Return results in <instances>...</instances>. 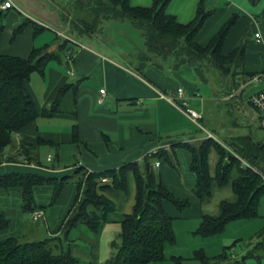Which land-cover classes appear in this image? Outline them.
Instances as JSON below:
<instances>
[{
    "label": "trees",
    "instance_id": "obj_1",
    "mask_svg": "<svg viewBox=\"0 0 264 264\" xmlns=\"http://www.w3.org/2000/svg\"><path fill=\"white\" fill-rule=\"evenodd\" d=\"M171 1L153 0L149 6H134L130 0H74L71 4L76 16L70 19L68 28L72 34L92 37L102 33L106 21L129 20L142 32L144 38L145 52L141 56L138 69L174 58L177 67L191 65L204 80L206 70H216L223 78L229 76L232 84L237 85V77L243 76L242 80L247 82L256 74L244 72L247 42L241 40L231 50H225V43L237 21V14H233L206 44H202L197 39L198 34L213 15L214 9H207L206 0H200L195 17L183 23L176 15L167 12ZM64 10L67 8L60 9L61 13ZM2 14L0 11V15ZM65 15L63 14L64 18ZM30 24L34 28V35L46 29L45 26L27 19L14 30L12 39L24 33ZM55 40H59V36ZM71 42L73 40L67 38L58 41L56 49H51L52 43L34 47L27 57L0 54V156L8 145L15 143L16 134L22 133L39 116L51 117L59 113L66 92L77 91L78 81L66 82L50 105L40 108L28 85L31 74H44L50 61H71ZM234 89L229 90L228 95ZM203 119L204 116L201 120ZM73 140L76 143L81 142L77 125L73 129ZM171 142L172 146H183L190 151V168L197 177L194 193L202 203L211 201L215 187H230L235 196L234 199L221 200L217 215L204 212L195 233L203 237L213 236L221 233L232 220L258 216V206L264 195L263 140L247 134L232 136L224 141L207 136L198 146L191 142ZM41 145L53 144L41 136L37 137L36 142H21L17 153L7 156L6 161L23 160L40 165L41 161L36 152ZM213 152L217 159L212 169ZM161 157L170 161L167 152L160 149L146 155L142 163L130 161L119 167L100 171L76 164L73 174L61 177L22 172L0 174V189L19 187L21 208L29 214L54 205L68 184L77 186V193L61 234L26 242H21L19 237L0 239V264H83L67 247L68 232L79 222L98 232L100 226L108 222L109 214L116 210L115 202L105 192L127 193L131 172L136 181L133 211L125 214L121 221V230L112 242V254L102 264H149L165 259L166 245L175 244L177 235L174 217L166 211L164 202H171L183 211L191 206V201L177 196L163 184L152 161L153 158ZM241 158L251 167L244 166ZM56 159H59L58 152ZM45 185L53 186V194L48 205H40L36 201L35 189ZM10 224L11 220L0 208V232L7 230ZM227 248H224L219 257H228ZM196 257L204 264L209 262L203 251H198ZM172 259L176 264H183L181 256H172Z\"/></svg>",
    "mask_w": 264,
    "mask_h": 264
},
{
    "label": "crops",
    "instance_id": "obj_2",
    "mask_svg": "<svg viewBox=\"0 0 264 264\" xmlns=\"http://www.w3.org/2000/svg\"><path fill=\"white\" fill-rule=\"evenodd\" d=\"M13 1L16 6L2 11L3 14L0 15H7L6 24L0 21V27H2L0 54L7 53L27 57L34 47H41L46 43L53 44L57 36L64 34V31L60 29L62 24L58 16L59 7L48 5L41 0ZM199 1L172 0L167 7V12L176 15L180 22L187 23L195 17ZM259 1L261 0H256V2ZM152 2L153 0H130L131 5L134 6H149ZM27 19L45 26L46 29L34 35V28L30 24L24 33L12 39L14 30ZM209 19L204 27L211 21ZM247 20L253 21L254 37L257 31L264 35V23H260L254 16L248 17ZM238 25V22L235 23L232 31ZM53 28L56 30L55 35L50 38L46 36L47 39H44L40 45L35 44L36 39L42 34L47 31L53 33ZM211 36L205 41L197 39L200 43L206 44ZM72 39L73 43L80 47L76 53H73L72 60L66 63L50 61L44 74L39 72L31 74L28 85L40 108L48 107L57 97L61 87L66 82L74 81L71 78L79 75L81 79L76 80L79 84L77 91L66 92L60 104L59 113L51 117L39 116L22 133L15 135V143L8 145L4 149L3 155L0 156V160H2L0 174L22 172L54 177L73 174L76 163L73 162L72 154L78 149L82 150L81 158L84 161V166L94 171L119 167L130 161L142 163L146 155L164 149L170 161L164 157L165 163L162 162L158 167L163 184L177 196L188 198L191 201V206L183 211L168 201L164 202V207L174 217V226L180 220L198 225L207 206L194 193L197 177L190 168L191 153L186 147L172 146L171 141L174 140L172 138H175V142L192 143L207 137L203 133L194 132L195 126L205 132L210 131L202 123L200 124L203 128L200 127L180 108L160 96V92L174 91L180 86L185 88L187 96H196V85L192 83L185 87L171 78L164 77L152 67L149 68L145 80L138 79L132 74H127L129 72L115 59L108 57L107 49L104 47L95 45L90 48L79 39ZM254 40L248 43L244 72L257 74L264 71V43L257 42L255 38ZM57 46L58 44H55L51 49H56ZM72 52L73 49H71ZM70 63H73L74 70L70 67H63L64 64L70 65ZM33 75H37L38 81L42 83L41 89H37L33 84ZM84 79H92L98 83V93L96 94L95 90L92 98L89 96L90 86L85 83L81 84ZM101 88L106 90L104 98L107 95V99L110 92L114 97L113 103L120 104L121 101H125L132 107L121 112L118 109L112 110L104 106L96 107V103L102 95ZM92 89L94 87H91ZM189 106L192 107L190 102ZM75 125H77L82 146L73 140ZM39 136L53 144L41 145L37 150L36 154L41 161L40 165L26 163L23 160L6 161L7 156L17 153L19 143L36 142ZM104 138L109 141L108 146H106ZM43 147L56 149V154L57 152L59 154V165H46L41 160ZM175 147L177 148L175 149ZM50 154L48 153L46 157L47 161L53 160V157L48 160ZM35 190L38 204L48 205L52 198L53 186H38ZM76 193V184H68L54 205L41 209L44 211L42 217L34 220L31 214L34 223H38L40 220L44 222V225L35 226V233L43 231L48 234V237L60 235ZM105 194L116 204V210L109 214L108 222L103 223L98 232L92 231L88 225L79 222L70 229L67 235L68 249L74 256L80 258L83 264H102L112 254V242L121 230V221L125 214L133 211L136 201V181L133 173L131 172L128 177L127 193L109 191ZM21 198L19 187H13L7 191L0 189V206L5 207V213L11 220L10 227L0 232V234H5L0 239L18 237L25 230V219L18 211Z\"/></svg>",
    "mask_w": 264,
    "mask_h": 264
},
{
    "label": "rangeland",
    "instance_id": "obj_3",
    "mask_svg": "<svg viewBox=\"0 0 264 264\" xmlns=\"http://www.w3.org/2000/svg\"><path fill=\"white\" fill-rule=\"evenodd\" d=\"M41 1H45L48 5H55L60 9L63 7L67 8V10L62 12L66 14L65 18L61 13L62 10L58 11V16L62 24V28L60 29L64 31V34L59 36V40L53 42V47L55 44H58V41L61 42L65 38L70 40H73L72 38L79 39L87 47L92 48L98 45L107 49L106 55L108 57L115 59L119 65L129 72L127 74H132V76L138 79L145 80L149 68L152 67L164 77L171 78L177 83L183 84L185 87L193 83L197 87L195 92L197 95L187 97H189V102L192 107L205 116L201 120V123L207 130L214 134L215 138L224 141L226 138L232 136L251 134L257 140L264 141V128L259 123L257 111L249 103L250 92L253 88L259 86V82H249L250 79L245 82L242 80L243 76H239L236 78L238 85L232 84L231 77L226 76L223 78L216 70H206L204 72L206 79L204 80L191 65L183 64L177 67L174 58H169L166 61H159L157 59L159 61L158 63L149 64L138 69L142 58L141 56L145 52L144 38L142 32L129 20L106 21L102 33L94 34L92 37L76 35L72 34L68 28L70 19H74L76 16L75 9H73L74 7L71 4L74 0ZM205 3L207 9H214V16H211L209 19L211 21L198 34L197 38L200 41H205L212 34L214 35L233 14L238 15L236 23L238 22L239 25L230 32L225 43V50L228 51L233 48L241 40L247 43L255 41L252 26L253 21L250 22L247 18L254 16L258 18L260 23H264V0L259 2H256V0H206ZM83 15L86 16L85 14ZM0 21L6 24L7 15L0 16ZM55 31L53 28V33L47 31V33L42 34L41 37L36 39L35 44L40 45L44 39H47L45 38L46 36L50 38L52 35H55ZM0 32L2 33V31ZM70 46L73 49L70 55L76 53L78 48L80 49V47L72 42ZM97 59H100V57H97ZM63 67H70L73 70L75 68L73 63H70V65L64 64ZM78 79H81L79 75L71 78L74 81ZM82 83L90 86L89 96L91 98L95 90L96 94L98 93L99 87L97 82L92 79H84L81 81ZM33 84L37 89H41L42 87V83L38 81L37 75H33ZM91 87H94V89L91 90ZM232 87L235 89L229 96L228 92L233 89ZM108 95L109 97L106 99V95L101 103L98 99L96 107L104 106L112 110L118 109L120 112L132 107L131 104L125 101H121L120 104L113 103L114 97L110 92ZM193 131L208 136V131L205 132L197 126H195ZM172 139L175 140V138ZM203 139L196 140L192 143L198 146ZM104 142L108 146L109 141L104 138ZM80 145L82 146L83 144L80 143ZM48 153H51L50 156L53 157L52 161L46 160ZM81 153V149L76 150L72 154V159L76 164L84 166ZM216 159L217 155L213 152L211 154L212 169L215 166ZM41 160L46 165L60 164L59 160L56 159V149L54 148L43 147ZM156 160H161L164 163L166 161L164 157L153 158V163ZM158 169H156L157 173H159ZM225 198H235L231 188L225 187L221 189L215 187L211 201L204 204L207 206L206 212L217 215L220 209V202ZM0 208L5 211L4 206H0ZM18 211L23 215L26 222L25 230L18 235L21 242L40 240L48 237V234H45L43 231L35 233V226L44 225V222L40 220L38 223H34L31 219V214L22 210L21 202ZM258 213V216L255 217L232 220L226 224L225 229L221 233L208 237H203L195 233L199 224L186 223L184 220L177 221L174 226L177 235L176 243L166 245L165 259L150 264H176L172 256L183 257V264H204L196 257L198 251H203L204 255L209 259L207 264H264V195L260 199ZM4 235L0 234V238L4 237ZM225 247H228V257L221 258L219 255L223 253Z\"/></svg>",
    "mask_w": 264,
    "mask_h": 264
},
{
    "label": "built area",
    "instance_id": "obj_4",
    "mask_svg": "<svg viewBox=\"0 0 264 264\" xmlns=\"http://www.w3.org/2000/svg\"><path fill=\"white\" fill-rule=\"evenodd\" d=\"M15 3L13 0H2L0 1V10H8L13 7H15ZM255 39L259 43H264V35L262 32L257 31L255 33ZM249 82H259V86H257L254 90L251 91L249 95V102L252 105V107L257 111L258 113V119L261 127L264 128V71L255 74ZM100 93L102 94L99 98V102H103L104 94L106 93L105 88L100 89ZM160 96L162 98H165L169 102L176 105L178 108H180L181 111H183L190 119H192L195 123L200 125V127L203 128V126L200 124L201 119L203 118V115L198 112L196 109L189 106V97H187L185 88L183 86H180L177 88V90L170 91V92H160ZM208 136L214 137V135L210 132H208ZM156 153V151L154 152ZM152 154V153H151ZM51 160V156L48 158ZM242 163L244 166H250L251 165L245 160L242 159ZM161 160H156L153 163V167L156 169L161 165ZM254 170L258 171L257 169L253 168ZM44 215V211L41 209H38L32 213V218L34 220H38L40 217Z\"/></svg>",
    "mask_w": 264,
    "mask_h": 264
}]
</instances>
